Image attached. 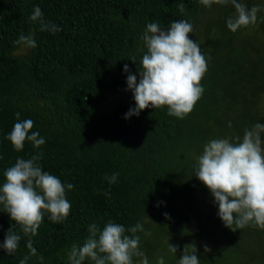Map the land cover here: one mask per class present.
I'll use <instances>...</instances> for the list:
<instances>
[{
	"label": "trees",
	"instance_id": "16d2710c",
	"mask_svg": "<svg viewBox=\"0 0 264 264\" xmlns=\"http://www.w3.org/2000/svg\"><path fill=\"white\" fill-rule=\"evenodd\" d=\"M251 2L261 5L262 10L257 14L256 29L247 35L242 48L232 49L230 39L235 32L231 30L225 41L216 38L209 43L207 37L199 44L207 72L201 81L203 95L189 115L178 119L168 115L166 107L146 108L126 119L135 100L133 93L125 94L124 89L129 73H139L138 64L147 51H140L146 25L159 22L162 30H168L172 22L186 19L193 25L189 37L195 41V18L202 8L199 0H0V186L5 182L4 171L18 157L27 160L40 152L43 156L38 163L43 171L65 185H74L66 191L71 204L67 220L53 223L46 213L38 234L31 237L43 262L33 256L27 264H69L67 251L73 243H84L90 224L103 229L111 220L127 229L140 221L146 227L148 217L155 234L143 238L144 234L138 233L140 247L143 250L148 239L155 243L160 239L159 255L165 257V264H177L184 245L190 243L197 247L200 264H253L250 257L257 256L244 253L248 250L244 240L253 236L251 228L254 232L259 228L246 226L233 232L216 213V224L229 233V241H237L231 250L214 246L212 224L208 219L201 224L199 218L213 207L216 211L218 205L194 174L196 157L209 140L242 138L245 128L264 123V105L261 112L255 109L257 100L264 96V61H252L249 67L243 64L245 48L260 29L264 31V22H259L264 17V0H245L249 8ZM181 4L183 13L179 11ZM37 6L44 21L59 26L60 31H41L38 21L29 20ZM234 10L228 4L221 6L218 14L228 11L227 17H231ZM216 28L226 27L216 20L207 24L205 31L213 34ZM21 33L33 35L37 46L16 44ZM213 43L214 47H226L222 58L209 48ZM19 48L25 52H18ZM125 64L129 72L124 71ZM224 106L233 114L222 125L218 115ZM17 112L20 121L31 119V131L45 139L39 149L25 141L23 151L17 152L6 139L17 122ZM114 173H119L116 183L109 185L105 177ZM203 203L212 207L207 209ZM3 211L0 205V244L10 227L21 240L13 255L0 249V264H19L29 254L30 237ZM165 213L170 218H162ZM194 222L195 233L186 230ZM168 240L179 246L176 256L167 251ZM205 245L211 251L206 253ZM157 256L148 254L150 264H155Z\"/></svg>",
	"mask_w": 264,
	"mask_h": 264
},
{
	"label": "clouds",
	"instance_id": "9594fccd",
	"mask_svg": "<svg viewBox=\"0 0 264 264\" xmlns=\"http://www.w3.org/2000/svg\"><path fill=\"white\" fill-rule=\"evenodd\" d=\"M199 3L207 8L214 4H231L235 15L227 19L226 25L232 32L256 26L257 14L262 10L261 5L249 8L243 0H199ZM179 11H185L183 4ZM29 20L38 21L41 31L55 33L61 30L59 26L44 21L38 6ZM259 22H264V17H260ZM193 31V25L186 19L172 22L168 30H162L159 22L146 25L140 38L143 42L140 51H147L138 64L139 82L135 74L129 73L127 76V89L133 93L135 107L125 114L126 119L138 116L146 108L166 107L168 115L178 119H184L194 110L204 92L201 81L207 72V60L199 45L189 37ZM15 43L25 48L37 46L31 34L25 36L21 33ZM130 59L136 62L135 56ZM124 71L129 72L127 64L124 65ZM15 116L17 122L6 137L15 151H23L25 141L31 142L37 149L45 144L39 132L31 131L34 125L31 119L20 121L19 112ZM42 156L40 152L27 160L18 157L15 164L4 171L5 182L0 186L3 212L8 213L21 232L30 237L27 242L29 254L19 264H27L33 256L43 262L44 258L37 255L31 237L38 234L45 214H48L51 222L63 223L71 210L66 191L72 190L74 185H65L55 175L43 171L38 163ZM196 161L194 174L214 197L218 216L224 225L233 232L246 226L264 230V123L258 122L250 129L246 128L242 138L237 135L209 140ZM118 175L114 173L105 179L111 185L116 183ZM105 195L110 196V193L106 192ZM164 215L170 218L167 213ZM138 233L146 237L151 235V231L146 230L140 221L127 229L111 220L103 229L92 223L88 226L84 243L71 245L67 260L69 264H150L148 256L140 247L141 236ZM20 240L21 235L10 227L0 249L7 255H13L18 250ZM166 243L167 251L176 256L179 246L170 244L169 240ZM204 251L207 253L211 249L205 245ZM196 253L195 243L185 244L177 264H200ZM155 264H165V257L158 255Z\"/></svg>",
	"mask_w": 264,
	"mask_h": 264
},
{
	"label": "rangeland",
	"instance_id": "374dc122",
	"mask_svg": "<svg viewBox=\"0 0 264 264\" xmlns=\"http://www.w3.org/2000/svg\"><path fill=\"white\" fill-rule=\"evenodd\" d=\"M243 2L245 3V0H243ZM252 3V2H251ZM252 5H258L256 2H253L252 4H250V7H252ZM219 8H221V5H213L211 8H207L204 7L202 5V8L199 12V16H197L195 18L196 21V30H195V42L199 45V44H204V40L207 39V37L209 38V43H212L214 39L216 38H224L223 40L225 41V36L227 34V32L229 31V29L227 28L226 25V21L229 17L228 16V11L227 14H222L219 15L218 11ZM235 15V10L234 12H232V14H230V16H234ZM219 16V17H218ZM216 20H221L222 21V26L225 25V30H219L216 28V30L213 31V34H207L208 32L205 31L206 30V26L207 24H210V22L212 21H216ZM258 25V24H257ZM253 29H256V26H254L252 28V30H248L246 28H242L240 30H237L235 33L232 34V37L230 39L231 44H232V49H234L235 51L238 48H242L243 47V43L246 42V40H248L247 35L249 33H253ZM259 32V31H258ZM210 35V36H209ZM208 40V39H207ZM202 42V43H201ZM251 45H249V47L247 46L246 49V59H244L243 64L246 67H249L250 63L252 61H257L260 59L262 61H264V31L260 29V33L257 34V38H255L253 41L251 39L250 42ZM211 47L209 48H213L214 53L216 55H218L220 58H222L223 55H225V53L227 52L226 47H224L222 44L215 46V43L213 44H208ZM18 52L20 53H24L25 49L24 48H19ZM239 52V50H238ZM262 57V58H261ZM261 61V62H262ZM257 70V69H256ZM258 71V70H257ZM259 72V71H258ZM137 77L139 76V73L137 74ZM137 82H139V80H137ZM125 94H132L131 90L127 89V84L126 87L124 89ZM123 92V93H124ZM262 100V101H261ZM260 101V103H259ZM264 101V96L260 97V100H257V104H256V112H261L262 110V106L264 105L263 103ZM227 106H224L223 108H221V111H223L222 114L218 115V110H217V115L219 116V119L222 123V125L226 124L229 120L230 117L233 114V110L231 109L229 112V109L226 108ZM220 109V108H219ZM228 125V124H227ZM221 126V125H219ZM224 126L220 127V129H223ZM246 129V128H245ZM212 200L214 201V199L212 198ZM180 204V203H179ZM195 205V204H194ZM203 205H207V209L211 208L212 206L210 204H205L203 203ZM213 209L215 210V208L213 207L212 210L208 213V214H204L202 213L201 217L199 218V221L201 222V224H204L206 222V219L209 220V223L212 224V231L211 234L214 236V240H212V244L214 246H224L227 247L228 250H231V248H233L235 246V241L237 240H231L229 241L230 238L229 233L224 232V230H221V224H216V212L218 210V207H216V211H213ZM160 210H156L155 212L158 213ZM161 217H165V215H161ZM207 220V221H208ZM147 222L148 224L146 225V230H148L150 228V231L153 230V225L152 222L149 220V218H147ZM191 226V227H190ZM190 226H186V230H188L189 232L192 231V233H195V228H197V222L195 223H190ZM179 228L182 227L181 222L180 225L178 226ZM171 229V227H170ZM153 232V231H152ZM151 232V234H152ZM250 233H254L253 236H251L250 238H246V240H244V245L246 247V249H248L247 251H244V253H252L254 252L257 256V258H251L249 262H252L253 264H264V230L258 229L256 232L253 231V228H251ZM155 233L152 234V236ZM190 234V233H189ZM164 236V234L161 232V237ZM143 238H147L145 235L143 236ZM159 238V235H158ZM164 240V238L161 240V242ZM160 241V239H159ZM155 243V242H150V240H146V242L143 244L144 248L143 251L146 253V255L148 256V254H158L160 253V247L161 244ZM251 241H253V243H251ZM149 245V246H147ZM262 253V254H261ZM259 257V259H258ZM85 264H87V262H85ZM90 264V262H89Z\"/></svg>",
	"mask_w": 264,
	"mask_h": 264
}]
</instances>
